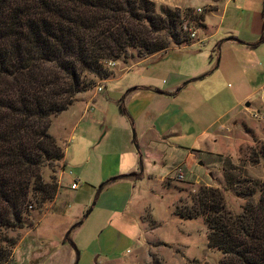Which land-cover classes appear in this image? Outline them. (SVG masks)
<instances>
[{"label":"trees","instance_id":"1","mask_svg":"<svg viewBox=\"0 0 264 264\" xmlns=\"http://www.w3.org/2000/svg\"><path fill=\"white\" fill-rule=\"evenodd\" d=\"M187 11L157 10L153 0H0V264L12 262L19 238L11 233L26 227L28 209L52 202L62 188L56 173L64 147L49 131L52 118L112 78L108 62L190 45L181 17ZM193 17L203 26V14ZM253 154V162H264V144ZM45 167L54 173L46 180ZM243 180L234 188L224 168L223 189L246 200L238 214L226 209L223 189L206 185L174 211L202 218L221 264H264V178Z\"/></svg>","mask_w":264,"mask_h":264},{"label":"rangeland","instance_id":"2","mask_svg":"<svg viewBox=\"0 0 264 264\" xmlns=\"http://www.w3.org/2000/svg\"><path fill=\"white\" fill-rule=\"evenodd\" d=\"M153 1L159 10L160 6L171 7L170 2L174 0H163L162 3L159 0ZM234 7L235 4L230 3L220 30L239 26L237 17L240 11ZM186 8L191 12L187 11L186 17L181 16L183 26L199 31L204 24L198 25L200 21L197 23L191 19H194V15H202L207 11V6H201L200 12L197 11L198 8L180 6L182 10ZM205 15L208 13L205 12ZM207 20L213 28L219 23L218 18L208 17ZM183 30L187 31L185 28ZM199 38L203 41L201 44H191L193 41L190 40L191 46L171 50L161 59L152 57L146 61L142 59L127 64L114 62L113 66H109L113 68L114 76L101 86L105 84L108 88L112 87L113 94V88L118 90L117 86L138 81L143 78L142 75L147 74L154 85L161 88L169 81V69L184 72L196 63L205 67L208 65L207 70H212L200 81L207 84L210 79L219 77L221 72L220 68L213 70L211 67L216 66L218 61L216 57L210 58L215 50L216 36L206 38L200 30ZM252 51L256 53H246L251 61L247 62L245 56H238L237 60L235 58L236 69L233 61L230 62V68L234 71L241 70V74L245 73L257 80L253 84L257 86L264 79V42ZM178 57L179 61L176 60ZM231 70L224 73L221 79H216L223 93L236 85ZM94 88L88 92L92 93ZM96 92L100 91L96 89ZM263 93L264 91H259L250 100H253L252 105L245 111L241 106V112H235L234 119L226 118L227 122L216 131L213 137L215 140L209 142L207 151L200 156L199 162L189 169L186 178L192 179V172L195 176L199 173L200 182H179L173 178L172 173L163 180L139 177L132 183L118 180L116 176L119 174H109L118 167L117 153L103 149L109 141L100 143L105 129L102 120L84 126L86 130L89 129L91 143L79 141L77 137L75 140L70 139L66 146L63 180L62 175L56 173L57 183L69 184L78 179L79 189L76 192L64 191L66 185L61 184V196L57 204L65 212L46 213L54 208L51 207V202L39 209H28L29 213L25 216L26 227L11 233L19 238V243L10 264H221L222 253L207 246L206 227L202 218L181 219L174 211L189 199L187 194L195 191L199 185L223 189L225 167H228V173L233 177L234 188H239L245 178L254 182L263 180L264 162L252 161L255 148L260 143L264 144V108L254 102ZM106 111V124L110 125L113 132L111 141L121 145L130 142L129 145L136 149L133 141V131L136 135L134 126L124 132L119 119H114L118 118L120 109L113 105L106 108ZM254 113L258 116L253 117ZM211 116L212 114L207 118L210 119ZM60 119L62 117L52 122L53 134L60 130ZM178 139V136H174L169 141L180 145H188L190 142L183 144ZM139 151L142 155L143 150ZM180 154L182 151L172 153L167 150L163 159L164 170L155 174L164 176L165 171L172 169L175 161L183 159ZM42 173L45 180L50 174L54 175L47 167L42 168ZM222 191L226 209L232 214L240 213L246 200L237 197L233 189ZM257 197L258 195L254 199ZM89 208L90 213L84 217ZM81 220L80 225L74 226ZM68 232L70 233L66 238Z\"/></svg>","mask_w":264,"mask_h":264},{"label":"crops","instance_id":"3","mask_svg":"<svg viewBox=\"0 0 264 264\" xmlns=\"http://www.w3.org/2000/svg\"><path fill=\"white\" fill-rule=\"evenodd\" d=\"M162 2L163 0H159V3ZM230 3H234V9L240 11L237 17L239 26L225 27L220 30L223 24L222 20ZM184 5L194 9L207 6V11L205 12L208 15L206 16L205 12L203 13L204 27L200 30L206 38L216 36L215 50L210 55V58L216 57L219 61L218 65L211 66L213 70L216 68L221 69L219 77L216 78L217 80L218 78L221 79L224 73H228V70H231V61L234 63V69H236L235 58L237 60L238 56H245L247 62L251 61L246 53L251 51L252 55H254L256 52L252 50H255L256 47L264 42L262 40L264 32V14L262 13L264 0H174L170 2L171 7L180 8V6ZM208 17L219 19L216 27L213 28L208 24ZM183 48L185 46L173 47L162 56L155 54L143 60L146 61L152 57L161 59L169 51ZM179 59V57L176 58L177 61ZM207 68L208 65L205 67L196 63L184 72H180L179 69H169V81L166 86L161 88L154 85L150 80V75L146 74L142 75L143 78L138 81L117 86L118 90L113 88L115 90L113 94L112 87L109 86L108 88L105 84L100 92H96V88H94L95 91L92 93L86 91L77 94L75 101L65 111L52 118L49 128L51 135L64 147V158L60 165L62 166L63 164L64 166V163L66 164V146L69 144L70 139L75 140L77 137L80 139L79 141L91 143L90 135L88 136L89 129L86 130L84 126L90 125V122L98 123L99 120H102L105 129L100 143L109 141L107 145L103 146V149L106 148L110 152L117 153L118 167L115 171H110L109 174H119L120 177L116 176L118 180H122L125 183L135 182L138 177L141 179L163 180L169 177L171 173L173 176V170L178 165H182L185 168L186 175L187 173L189 175V169L199 162L200 156H203L207 151L209 142L215 140L213 137H215L216 131H219L224 123L227 122L226 118L234 119V113H240L241 110L239 108L241 106L244 108L243 111H245L253 103V100H250L259 91H264V79L257 86H254L253 84L257 80H253L245 73L241 74V70H231V76L235 79L236 85L230 91L223 93L219 87V81L215 78L210 79L207 84L200 82L212 72V70L208 71ZM111 79L109 78L105 81L109 82ZM186 81L188 83H185ZM121 95L122 97L120 98ZM263 98L264 93L261 94L259 99L254 101L261 108H264ZM247 101H250L248 105H246ZM113 105L121 111L118 114V118L114 119H119V125L122 126V130L125 132L130 126L135 128L136 143L138 148L143 150L141 155L142 171L140 173V156L138 151L129 145L130 142L121 145L111 141L113 132L110 125L106 124L108 112L106 108ZM201 107H203V110ZM211 114L213 117L211 116L212 118L208 119L207 117ZM230 116L232 117L230 118ZM59 117H62L60 119V132L53 134L52 122ZM203 120H205L204 123L202 122ZM174 136H178L179 139L177 141H183V144L190 142L188 145L171 143L169 140ZM167 150L172 151V153L182 151L180 156L183 159L175 161L173 164L174 168L172 167V169L165 171L164 176H159V173H155L164 170L165 163L163 159L167 154ZM59 174L62 175L61 179L63 180V167H61ZM191 174L192 179L185 176L187 182L201 181L199 173H196V176L194 172ZM71 183L65 182L64 184L61 182V184L66 185H63L64 191L76 192L79 189V185L74 190L70 189ZM60 196L61 192L57 194L50 204L51 207L54 206L53 210H49L46 213L52 211L65 212V209L63 207L60 209L57 204Z\"/></svg>","mask_w":264,"mask_h":264},{"label":"built area","instance_id":"4","mask_svg":"<svg viewBox=\"0 0 264 264\" xmlns=\"http://www.w3.org/2000/svg\"><path fill=\"white\" fill-rule=\"evenodd\" d=\"M198 12H200V8L197 9ZM183 28H185L188 32H189V37L190 39L193 41L191 44H201L203 41L199 38L198 36V30L196 28L193 27H185L183 26ZM190 44V45H191ZM108 66H113L114 62H108L107 64ZM97 91H101L102 90V86L101 84H98L96 87ZM253 117H257L258 115L256 113L252 114ZM185 176H186V171L185 168H183L182 165H178L174 168L173 170V178L179 182H183L185 181ZM79 185V180L76 179L74 180L71 184H70V189L74 190L77 188V186Z\"/></svg>","mask_w":264,"mask_h":264},{"label":"water","instance_id":"5","mask_svg":"<svg viewBox=\"0 0 264 264\" xmlns=\"http://www.w3.org/2000/svg\"><path fill=\"white\" fill-rule=\"evenodd\" d=\"M262 40H264V32H263ZM218 62H219V61H217V65H218ZM185 83H188V81H186ZM246 105H248V103H246ZM133 140H134V142L136 143V135H135V132H134V131H133ZM135 147H136V149H137V151H138V153H139V156H140V158H139V165H140V171H142V159H141V153H140V151H139V148H138V144H137V143L135 144ZM94 203H95V201H94L92 204L94 205ZM90 211H91V208H89V210L85 213L84 217H86V216L90 213ZM81 223H82V220L79 221L78 223H76L75 226H78V225H80Z\"/></svg>","mask_w":264,"mask_h":264}]
</instances>
